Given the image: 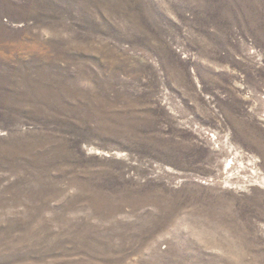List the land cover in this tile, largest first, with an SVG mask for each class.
I'll list each match as a JSON object with an SVG mask.
<instances>
[{
  "label": "rangeland",
  "instance_id": "obj_1",
  "mask_svg": "<svg viewBox=\"0 0 264 264\" xmlns=\"http://www.w3.org/2000/svg\"><path fill=\"white\" fill-rule=\"evenodd\" d=\"M0 264H264V0H0Z\"/></svg>",
  "mask_w": 264,
  "mask_h": 264
}]
</instances>
